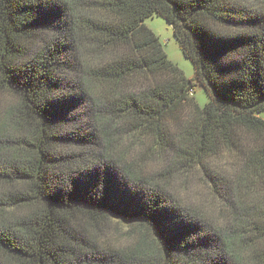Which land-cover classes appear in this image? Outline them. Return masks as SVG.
Returning a JSON list of instances; mask_svg holds the SVG:
<instances>
[{
    "label": "trees",
    "instance_id": "trees-1",
    "mask_svg": "<svg viewBox=\"0 0 264 264\" xmlns=\"http://www.w3.org/2000/svg\"><path fill=\"white\" fill-rule=\"evenodd\" d=\"M2 92L0 264H264V0H0Z\"/></svg>",
    "mask_w": 264,
    "mask_h": 264
},
{
    "label": "rangeland",
    "instance_id": "rangeland-1",
    "mask_svg": "<svg viewBox=\"0 0 264 264\" xmlns=\"http://www.w3.org/2000/svg\"><path fill=\"white\" fill-rule=\"evenodd\" d=\"M144 23L158 36L168 58L183 71L184 75L188 79L194 78V66L191 60L184 56L179 44L174 38L172 27L166 22V20L162 16L154 14L153 16L145 18ZM192 93L195 101L200 106H204L210 100V96L208 95L206 89L198 83L193 86ZM14 101L15 98L10 93H0V113H2L4 108L12 105ZM214 164H218L220 168L226 171H230V167L232 166L230 159L227 157L215 159ZM148 166L151 170H155L157 168L154 162H149ZM188 184L189 188L185 190V192H187L189 198L197 203H204L205 205L208 204L207 199L210 196L208 195L205 185H202V181H200L198 176L192 174L189 178ZM180 190L183 191V189ZM214 209L215 213H218V207L214 206ZM124 231L125 226L121 224L120 221H116L114 219L110 220L109 225H107L105 229L103 239L107 244H113V242L114 245L126 244Z\"/></svg>",
    "mask_w": 264,
    "mask_h": 264
},
{
    "label": "built area",
    "instance_id": "built-area-1",
    "mask_svg": "<svg viewBox=\"0 0 264 264\" xmlns=\"http://www.w3.org/2000/svg\"><path fill=\"white\" fill-rule=\"evenodd\" d=\"M192 92H193V90H191V91H190V95H192V94H193Z\"/></svg>",
    "mask_w": 264,
    "mask_h": 264
}]
</instances>
